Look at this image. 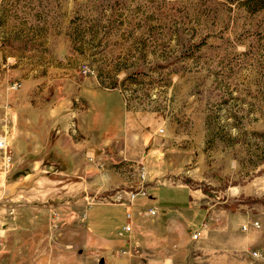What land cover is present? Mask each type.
Here are the masks:
<instances>
[{
    "label": "rangeland",
    "instance_id": "obj_1",
    "mask_svg": "<svg viewBox=\"0 0 264 264\" xmlns=\"http://www.w3.org/2000/svg\"><path fill=\"white\" fill-rule=\"evenodd\" d=\"M10 81L39 85L52 100L62 89L81 117L90 106L104 116L107 98L108 127L125 126L120 106L135 118L129 133L149 139L142 157L137 149L135 160L114 163L129 184L86 202L186 184L208 222L206 249H191L188 264H264V9L247 12L238 0H0L3 95ZM22 180L11 199L0 198V250L20 257L30 252V226L14 225L30 221L23 205L53 201L33 197ZM11 204L18 209L2 211ZM53 221L46 232L57 236Z\"/></svg>",
    "mask_w": 264,
    "mask_h": 264
},
{
    "label": "crops",
    "instance_id": "obj_2",
    "mask_svg": "<svg viewBox=\"0 0 264 264\" xmlns=\"http://www.w3.org/2000/svg\"><path fill=\"white\" fill-rule=\"evenodd\" d=\"M37 90L39 85L34 92L29 82L25 93L3 95L0 91V131L7 132L6 153L11 159L8 173H0V182L1 175L7 176L8 182H4L0 198L11 199L24 184L22 179H27L33 185V197L53 201L23 205L30 207V221L20 225L22 221L16 220L14 225L17 229L30 226L26 241L30 252L22 257L19 251V255H11L4 246L0 264H24L29 259V264H188L191 249H206V234L197 240L190 237L207 213V208L197 204L200 195L196 190L186 184L158 185L167 187L160 196V192H154L157 185H150L148 197H139L132 209L133 236L139 247L128 255H119L118 250L127 248V239L118 237L116 232L126 222L127 209L86 200L129 184L128 176L117 179L114 163L135 160L130 155L137 149L142 157L149 139L139 129L129 133L135 118L120 106L117 111L118 115L124 114L125 126L108 127L115 120L108 116L107 98L100 105L104 116H96L97 109L90 106L81 117L78 108L72 107L68 93L62 92L52 100L50 95L54 93L40 92V96ZM73 99L77 101L76 97ZM112 110L116 111V107ZM104 122L107 128L99 126ZM70 123L76 127L71 128ZM16 206L3 205L1 209H18ZM147 206L156 208L155 216L139 213ZM55 219L52 223L58 227V234L51 231L47 235L46 228L48 231ZM14 238V244L19 245L22 238Z\"/></svg>",
    "mask_w": 264,
    "mask_h": 264
},
{
    "label": "built area",
    "instance_id": "obj_3",
    "mask_svg": "<svg viewBox=\"0 0 264 264\" xmlns=\"http://www.w3.org/2000/svg\"><path fill=\"white\" fill-rule=\"evenodd\" d=\"M89 69L86 66H83V72L87 73ZM21 86L20 81H10L7 84V89L8 90H17ZM7 150V138L4 133H0V172L3 174H7L10 167H11V159L10 156L6 153ZM142 168L141 172V180H145V175L146 172L144 171V168ZM148 188L147 186H141L138 189L130 190V189H119L116 190L114 193L109 195L108 197L104 198L102 200L103 203H109V204H115V205H120L123 206L127 209L125 217H126V222L125 224L120 227L116 234L118 237H125L127 239V248H122L118 250V254L125 256L131 253V250L137 249L138 248V243L134 239L133 236V207H135V202L137 198L139 197H148ZM139 213H145L148 216H155L157 213V210L153 206H147V207H142ZM254 225H258V223H254ZM208 226V222H202L200 227L190 233V237L192 240H197L199 239L204 232H206V228ZM244 229L247 228V226H243Z\"/></svg>",
    "mask_w": 264,
    "mask_h": 264
},
{
    "label": "trees",
    "instance_id": "obj_4",
    "mask_svg": "<svg viewBox=\"0 0 264 264\" xmlns=\"http://www.w3.org/2000/svg\"><path fill=\"white\" fill-rule=\"evenodd\" d=\"M238 4H239V6L243 7L247 12H250V13H254V12H257L259 10L264 9V0H238ZM28 86H29V82H26L23 87L18 89L19 91L18 90H8V91H9L10 95L14 94V93H18V92L25 93V91L28 88ZM16 91H18V92H16ZM62 92L63 91L61 89L60 95H61ZM37 93L40 94V96L42 95L39 92H37ZM53 152H54V150L51 151L52 155L54 154Z\"/></svg>",
    "mask_w": 264,
    "mask_h": 264
}]
</instances>
